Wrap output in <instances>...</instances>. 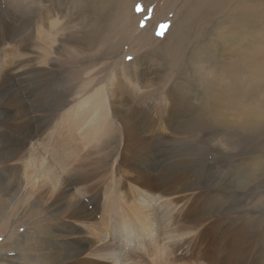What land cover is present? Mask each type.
<instances>
[{
	"label": "bare ground",
	"instance_id": "6f19581e",
	"mask_svg": "<svg viewBox=\"0 0 264 264\" xmlns=\"http://www.w3.org/2000/svg\"><path fill=\"white\" fill-rule=\"evenodd\" d=\"M138 1L87 0L82 11L78 6L73 13V16L78 13L79 18L76 17L80 20L78 25L72 26V45L81 49L98 47L93 49L95 53L111 56L120 55L121 46L127 43L134 51V40L141 48H151L155 42L151 29L163 14L176 6L173 24L167 33L170 42L166 52L181 66L191 53L185 42L194 33L195 43L202 46L194 44L192 48L203 54L206 52L203 42L206 40L211 44L214 65L219 43L229 42L228 46L233 47V57L223 67L231 75V85H234L228 104L230 113L239 120L234 122L254 124L258 118L253 114L255 109L250 106L251 92L255 88L264 89V0H165L159 11L161 17L157 14L143 30L138 28L140 15L133 12V6ZM229 1L235 2V5L229 18L231 27L224 35L219 33L224 28V20H218L215 15ZM138 61L136 58L132 64L137 65ZM211 69L214 70V67ZM139 72L140 69L128 71L123 66L111 77H106L107 74L102 78V84L88 95L72 86V97L77 101L72 102V148L89 150L85 155L52 148L51 143L44 145L45 150L49 149L47 158L35 148L29 151L27 145L34 138V129L42 134L45 126L33 127L25 114L17 119L22 126L17 141L11 143L7 105L18 102V109H23L24 102L10 97L0 106V177L10 180L11 189L17 190L22 185L30 187L33 200L42 204L43 212L49 213V217H42L40 225H34L39 227L36 240L38 254L23 253L29 260L24 258L22 263V257L19 261L9 259L12 249L8 250L11 238L7 237L0 241V252L3 254L0 264H178L187 254L197 264H222L210 232L205 234L206 228L212 226V214L218 212L219 206L211 200L205 201L212 191L206 192L201 186L204 181L196 177L190 181L182 161L170 163L172 158H178L176 155L172 154V158L166 156L165 160L169 161L167 168L159 173L153 170L150 151L137 150L141 167L134 169L122 162L117 163L116 172L122 175L119 179L111 177L112 173L104 176L94 160L89 158L92 149L99 148V144L105 142L110 134H116L118 138L126 134L124 144L127 149L141 146L142 142L150 144L157 138L165 140V137H160L165 135L158 131L148 110L136 107L129 110L118 94L117 86L122 81V75L134 84L131 75ZM18 77L22 74L19 73ZM174 84L168 86V95ZM209 88L204 90L211 107L207 111L201 108L200 114L205 117L210 113L212 116L196 121L201 126L215 118L217 112L223 113L215 110L220 101L215 95L216 90L210 88L211 93ZM130 90L142 98L137 89L131 87ZM259 114L262 116L264 109H260ZM170 123L173 129V122ZM187 129L185 134L191 131ZM49 138L47 142L53 140V137ZM193 165L195 168L199 164ZM191 168L192 165L188 169ZM201 205L204 208H200ZM206 208L211 214L204 216ZM4 210H0V231H10V226L6 224L10 215H3ZM125 246L129 248L125 249Z\"/></svg>",
	"mask_w": 264,
	"mask_h": 264
},
{
	"label": "rangeland",
	"instance_id": "374dc122",
	"mask_svg": "<svg viewBox=\"0 0 264 264\" xmlns=\"http://www.w3.org/2000/svg\"><path fill=\"white\" fill-rule=\"evenodd\" d=\"M86 1L0 0V106L10 97L23 100L25 106L18 109V102L7 105L12 132L10 142L17 141L22 126L17 119L25 114L33 127L45 126L42 134L34 129V138L27 145L29 151L35 148L47 158L49 149L45 150L44 145L51 143L52 148L85 155L89 150L72 148V102H77L72 97V86L88 95L102 84L100 80L107 74L106 77H111L123 66L128 71L140 69L139 74L131 75L134 84L122 75V81L117 86L118 94L129 110L135 107L148 110L158 131L165 135L160 137H165V140L157 138L150 144L142 142L141 146L127 149L124 144L126 134H121L119 138L110 134L105 142L99 144V148L92 149L89 158L94 160L104 176L112 173L111 177L119 179L122 175L116 172L117 163L122 162L134 169L141 167L137 150L150 151L153 170L159 173L167 168L169 161L165 160L166 156L172 158V154L176 155L178 158H172L170 163L182 161L190 181L196 177L204 181L201 186L206 192L212 191L205 201L211 200L219 206L218 212L212 214V226L206 228L205 234L210 232L222 264H264V114H259V110L264 109V89L255 88L251 92L250 106L255 109L253 114L258 120L252 125L234 122L239 120L232 117L228 106L234 85H231V75L223 67L233 57V47L228 46L229 42L223 44L221 41L215 54L218 63L213 65L211 44L204 40L206 52L203 54L194 50L196 36L193 33L185 42L191 53L185 61H181V66L178 65V61H173L166 52L170 42L167 33L173 24L176 6L161 17L165 0H140L133 6V12L140 15V30L145 29L157 14L161 17L151 29L155 38L153 47L143 49L134 40L132 45L136 52L130 50L127 43L121 46L120 55L111 56L95 53L93 49L98 47L81 49L74 46L72 26L78 25L80 19H77L78 13L75 16L73 13L78 6L82 11ZM234 5L233 1L226 2L215 15L218 20H224V28L219 31L221 34H227L231 27L229 18ZM195 46L202 45L197 42ZM136 58L139 64L133 65ZM19 73L22 77H18ZM173 83L168 95V86ZM131 87L137 89L142 98L132 92ZM209 87L216 90L215 95L220 101L215 110L223 113L217 112L207 125L201 126L197 122L212 116L210 113L205 117L200 114L201 108L207 111L211 107L204 90ZM170 121L176 130L172 131ZM187 128L191 131L185 134ZM49 137H53L54 141L47 142ZM193 164L199 165L194 168ZM190 165L191 170L188 169ZM122 171L126 174L123 167ZM129 171L135 173L134 170ZM9 181L0 177V210L6 209L3 215H10L4 217L8 219L6 224L10 226V231H0V241L11 238L9 259L19 261L22 257V263L24 258L29 260L23 253L38 254L37 226L42 217H49V213L43 212L42 204L33 200L30 187L22 185L17 190L11 189ZM200 208H204L203 205ZM209 209L213 211V208ZM204 212V216L211 214L208 208ZM14 241L16 244L12 243ZM182 258L178 264H197L188 254Z\"/></svg>",
	"mask_w": 264,
	"mask_h": 264
}]
</instances>
